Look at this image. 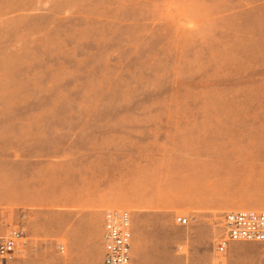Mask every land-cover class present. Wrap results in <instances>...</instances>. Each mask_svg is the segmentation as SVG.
<instances>
[{
  "label": "rangeland",
  "instance_id": "1",
  "mask_svg": "<svg viewBox=\"0 0 264 264\" xmlns=\"http://www.w3.org/2000/svg\"><path fill=\"white\" fill-rule=\"evenodd\" d=\"M76 193L131 214L132 264H260L264 244L214 243L264 212V0H0V209L25 264H59L45 200Z\"/></svg>",
  "mask_w": 264,
  "mask_h": 264
},
{
  "label": "built area",
  "instance_id": "2",
  "mask_svg": "<svg viewBox=\"0 0 264 264\" xmlns=\"http://www.w3.org/2000/svg\"><path fill=\"white\" fill-rule=\"evenodd\" d=\"M180 225L187 219L178 217ZM222 234L214 243V251L224 255L236 243L264 244V212L247 210L226 213ZM26 230L14 211L0 209V264H10L20 253ZM102 264H132V217L127 210H108L102 232ZM260 264H264V257Z\"/></svg>",
  "mask_w": 264,
  "mask_h": 264
},
{
  "label": "crops",
  "instance_id": "3",
  "mask_svg": "<svg viewBox=\"0 0 264 264\" xmlns=\"http://www.w3.org/2000/svg\"><path fill=\"white\" fill-rule=\"evenodd\" d=\"M45 201L50 203L49 206L47 205L49 211L45 212V223L48 217L51 227L58 221L59 238L65 241L66 251L61 253L59 264H89V256L94 250L98 251L97 264H102V232L104 215L108 211H104V208L115 207V199H108V201L104 199L93 204L89 199L76 193L71 198H64V195L60 194L58 199L50 197ZM233 245L235 244L230 247ZM61 246L64 247L62 243ZM23 252L20 251L10 264H25L21 259ZM165 254L162 252L157 259H165L168 256Z\"/></svg>",
  "mask_w": 264,
  "mask_h": 264
}]
</instances>
